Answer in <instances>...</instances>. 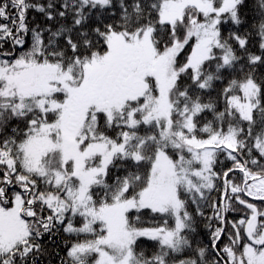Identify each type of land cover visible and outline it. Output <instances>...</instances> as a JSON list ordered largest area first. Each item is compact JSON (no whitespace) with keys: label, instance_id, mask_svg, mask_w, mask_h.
<instances>
[{"label":"snow or ice","instance_id":"obj_1","mask_svg":"<svg viewBox=\"0 0 264 264\" xmlns=\"http://www.w3.org/2000/svg\"><path fill=\"white\" fill-rule=\"evenodd\" d=\"M0 264H264V0H0Z\"/></svg>","mask_w":264,"mask_h":264},{"label":"trees","instance_id":"obj_2","mask_svg":"<svg viewBox=\"0 0 264 264\" xmlns=\"http://www.w3.org/2000/svg\"><path fill=\"white\" fill-rule=\"evenodd\" d=\"M41 2H44V0H41ZM31 16H37L39 18L40 14L39 13H36L34 11H30L29 12V17H31Z\"/></svg>","mask_w":264,"mask_h":264}]
</instances>
